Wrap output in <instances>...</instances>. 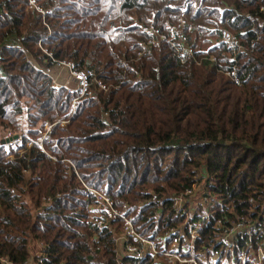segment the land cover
<instances>
[{"label": "trees", "instance_id": "trees-1", "mask_svg": "<svg viewBox=\"0 0 264 264\" xmlns=\"http://www.w3.org/2000/svg\"><path fill=\"white\" fill-rule=\"evenodd\" d=\"M263 8L264 0H0V264H170L129 254L124 220L91 191L147 239L176 230L184 243L201 223L193 252L218 249L223 231L247 219L252 232L236 243L264 249ZM182 20L194 58L183 62L180 38L157 39L139 56L145 29L169 36ZM56 62L91 73L74 113L78 93L46 72ZM194 185L208 205L175 209L173 197Z\"/></svg>", "mask_w": 264, "mask_h": 264}, {"label": "built area", "instance_id": "built-area-1", "mask_svg": "<svg viewBox=\"0 0 264 264\" xmlns=\"http://www.w3.org/2000/svg\"><path fill=\"white\" fill-rule=\"evenodd\" d=\"M264 10V8L262 9ZM186 27V22L182 20L181 22L170 27L169 36L161 34L154 28H147L145 31L151 35L150 40L140 42V52L139 56L144 55V53L153 45L156 44L157 39L163 41H170L174 43L178 38L179 53L183 60L186 62L189 58H194L195 53L189 46L186 37L184 36ZM222 42L226 44L228 48L235 49L237 47V39L228 31H224L222 34ZM210 62H216L214 57L209 58ZM198 65L202 61H197ZM58 67H65L70 72V77L76 82L77 88L70 90L73 93H78V96L73 100L71 111L74 113L76 109V104L82 98L88 94V88L90 86L89 77L91 73L89 71H76L74 66L68 62H56ZM47 73L50 69H47ZM233 81L237 84L240 83L236 72L227 73ZM89 95H91L89 93ZM12 144L19 141V138H10ZM201 187L194 185L192 189L187 190L185 193L174 196L173 206L180 212L185 211L186 207L189 206L191 211L196 210L194 202L196 198H200L202 204L207 202V199L198 195L200 193ZM91 193L96 194L99 199L106 201V203L111 208V213L113 218L120 217L124 220L125 229L123 234L120 236L119 241L121 243H126V250L129 254L135 256L138 260L145 259L146 256H152L154 258H164L170 261V264H262L264 261V249L259 247L257 251L246 249L245 247H240L236 240L239 236H244V233L250 234L252 231L248 230L249 221L246 219L242 220L238 224H233L231 228L225 229L218 239L219 247L211 246L207 248H202L198 252H193L194 242L199 236V230L202 227L199 223L196 228L191 233V238L187 239L184 243H181V238L185 235L183 233L177 235L176 230L166 233L162 237H157L156 239H147L139 235L133 226L131 220L124 217L121 212L114 210L112 204L108 198L102 194L91 191ZM127 207H125V210ZM99 228L103 226V221L98 220ZM130 240L134 244L130 243ZM187 253H192L190 257H187ZM2 262L7 263L6 260ZM30 262V261H29ZM27 262L26 264H28Z\"/></svg>", "mask_w": 264, "mask_h": 264}, {"label": "rangeland", "instance_id": "rangeland-1", "mask_svg": "<svg viewBox=\"0 0 264 264\" xmlns=\"http://www.w3.org/2000/svg\"><path fill=\"white\" fill-rule=\"evenodd\" d=\"M48 74L52 78L53 85L56 88H66L70 90H74L77 88L76 82L74 81V79L70 77L71 74L69 70L63 66L58 67L55 65L50 69V72ZM64 124L65 122L62 123V125ZM50 128L51 127H47V131H49ZM5 140H7V138ZM200 202H201L200 198H196L194 202V206L198 205ZM204 205L207 206L208 204L205 203ZM28 264H34V259H31Z\"/></svg>", "mask_w": 264, "mask_h": 264}, {"label": "water", "instance_id": "water-1", "mask_svg": "<svg viewBox=\"0 0 264 264\" xmlns=\"http://www.w3.org/2000/svg\"><path fill=\"white\" fill-rule=\"evenodd\" d=\"M14 138L17 139L18 137L15 136ZM10 142H11V140H10V139H7V140H3V141H2V144H3V145H6V144H9Z\"/></svg>", "mask_w": 264, "mask_h": 264}]
</instances>
